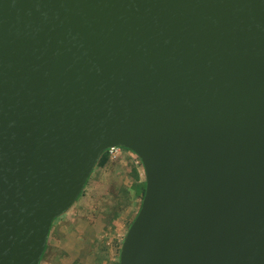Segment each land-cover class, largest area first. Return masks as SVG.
Returning <instances> with one entry per match:
<instances>
[{
  "label": "water",
  "instance_id": "1",
  "mask_svg": "<svg viewBox=\"0 0 264 264\" xmlns=\"http://www.w3.org/2000/svg\"><path fill=\"white\" fill-rule=\"evenodd\" d=\"M112 147L146 180L119 264H264V0H0V264Z\"/></svg>",
  "mask_w": 264,
  "mask_h": 264
},
{
  "label": "rangeland",
  "instance_id": "2",
  "mask_svg": "<svg viewBox=\"0 0 264 264\" xmlns=\"http://www.w3.org/2000/svg\"><path fill=\"white\" fill-rule=\"evenodd\" d=\"M120 148L116 158H109L104 166L96 165L83 194L69 211L55 219L49 247L40 264L118 263L123 240L140 201V198L133 202L126 199L124 205L121 198L123 186L132 181L131 165L135 164L145 178L139 157L129 149ZM100 242L108 247L109 260L98 262L91 254L92 249L100 248Z\"/></svg>",
  "mask_w": 264,
  "mask_h": 264
},
{
  "label": "trees",
  "instance_id": "3",
  "mask_svg": "<svg viewBox=\"0 0 264 264\" xmlns=\"http://www.w3.org/2000/svg\"><path fill=\"white\" fill-rule=\"evenodd\" d=\"M108 161H109V156H108V152L106 151V155H104V154L102 155V157L98 161V165L104 166L108 163ZM140 164H141V166H143L141 160H140ZM130 168H131L130 172H131V176H132V181H131L130 185L123 186L122 191H121V193H122L121 198L124 199V201H123L124 205H126V199L128 200V202H133V200L140 198V201L138 202L137 213L135 214V216L132 220V222H133L134 219L136 218L140 208H141V205H142V199L144 197L145 190H146V180H145V178H142L141 172L135 164H132ZM143 172L145 174L144 168H143ZM132 190H133V192H131ZM83 192H82V194H83ZM132 222H131V224H132ZM48 247H49V245L47 243L45 251L48 249ZM91 254L95 255V258L98 262H101L104 259L109 260V258H110L109 253H108V247L105 246L101 242H100V248L99 249H96V248L92 249ZM99 255H101V256L99 257ZM101 257H103V258H101ZM117 264H119V261Z\"/></svg>",
  "mask_w": 264,
  "mask_h": 264
},
{
  "label": "built area",
  "instance_id": "4",
  "mask_svg": "<svg viewBox=\"0 0 264 264\" xmlns=\"http://www.w3.org/2000/svg\"><path fill=\"white\" fill-rule=\"evenodd\" d=\"M121 151L120 147H112L107 150L110 159L116 158Z\"/></svg>",
  "mask_w": 264,
  "mask_h": 264
},
{
  "label": "crops",
  "instance_id": "5",
  "mask_svg": "<svg viewBox=\"0 0 264 264\" xmlns=\"http://www.w3.org/2000/svg\"><path fill=\"white\" fill-rule=\"evenodd\" d=\"M52 235V234H51ZM50 235V236H51ZM48 245H49V240H48ZM61 257L57 258V259H60ZM49 262H53V261H49ZM50 264V263H49ZM52 264H55V263H52ZM75 264V263H74Z\"/></svg>",
  "mask_w": 264,
  "mask_h": 264
}]
</instances>
